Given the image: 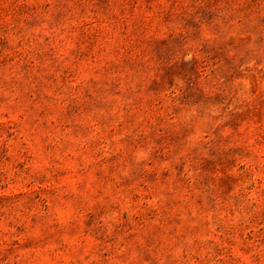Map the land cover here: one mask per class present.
I'll return each mask as SVG.
<instances>
[{
    "label": "rangeland",
    "instance_id": "rangeland-1",
    "mask_svg": "<svg viewBox=\"0 0 264 264\" xmlns=\"http://www.w3.org/2000/svg\"><path fill=\"white\" fill-rule=\"evenodd\" d=\"M0 264H264V0H0Z\"/></svg>",
    "mask_w": 264,
    "mask_h": 264
}]
</instances>
